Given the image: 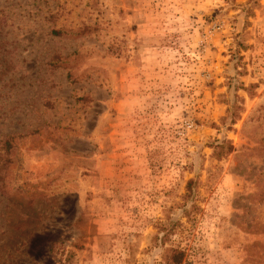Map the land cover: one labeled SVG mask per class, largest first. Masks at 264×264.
Returning <instances> with one entry per match:
<instances>
[{
  "label": "rangeland",
  "instance_id": "obj_1",
  "mask_svg": "<svg viewBox=\"0 0 264 264\" xmlns=\"http://www.w3.org/2000/svg\"><path fill=\"white\" fill-rule=\"evenodd\" d=\"M172 250L264 264V0H0V264Z\"/></svg>",
  "mask_w": 264,
  "mask_h": 264
},
{
  "label": "trees",
  "instance_id": "obj_2",
  "mask_svg": "<svg viewBox=\"0 0 264 264\" xmlns=\"http://www.w3.org/2000/svg\"><path fill=\"white\" fill-rule=\"evenodd\" d=\"M228 114H232V113L229 112ZM232 151H233L232 146L229 145V143H228V145L226 147V153L225 154H230ZM187 191H190V188L189 187L187 188ZM172 252L175 254L173 256V262L175 264H180L181 263V256H183V253L180 252V251H176V250H172Z\"/></svg>",
  "mask_w": 264,
  "mask_h": 264
}]
</instances>
